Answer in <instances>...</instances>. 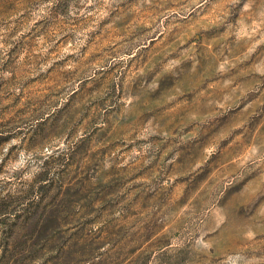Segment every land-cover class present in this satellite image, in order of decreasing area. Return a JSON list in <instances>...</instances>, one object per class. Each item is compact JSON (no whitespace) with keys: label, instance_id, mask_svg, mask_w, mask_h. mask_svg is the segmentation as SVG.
<instances>
[{"label":"rangeland","instance_id":"374dc122","mask_svg":"<svg viewBox=\"0 0 264 264\" xmlns=\"http://www.w3.org/2000/svg\"><path fill=\"white\" fill-rule=\"evenodd\" d=\"M0 137V264H264V0H0Z\"/></svg>","mask_w":264,"mask_h":264},{"label":"trees","instance_id":"16d2710c","mask_svg":"<svg viewBox=\"0 0 264 264\" xmlns=\"http://www.w3.org/2000/svg\"><path fill=\"white\" fill-rule=\"evenodd\" d=\"M6 140V137H0V147ZM54 156V154L49 155L42 163L39 170L34 174V177L31 180L25 194V199L28 200L27 208L24 211V214L19 215L21 216V218L18 217V214L15 216L13 222L11 223L10 229H15L16 225L19 224V222H28L37 214L38 210L42 206L45 208L53 201L54 194L57 189L54 181L55 178L53 169L58 160L54 159ZM12 198L13 196L11 197L10 194H0V227L4 226L8 218L14 217L12 216V214L15 208H10V205H12L13 201ZM19 218L22 220H20ZM2 245L3 248H5V245Z\"/></svg>","mask_w":264,"mask_h":264}]
</instances>
